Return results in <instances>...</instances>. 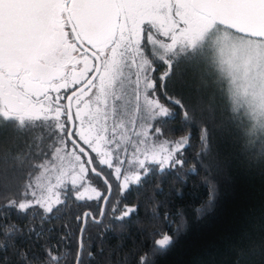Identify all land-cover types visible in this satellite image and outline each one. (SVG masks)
Wrapping results in <instances>:
<instances>
[{
    "label": "snow or ice",
    "instance_id": "1",
    "mask_svg": "<svg viewBox=\"0 0 264 264\" xmlns=\"http://www.w3.org/2000/svg\"><path fill=\"white\" fill-rule=\"evenodd\" d=\"M250 97L264 0H0V264H160L235 167L264 178ZM237 234L199 264H264Z\"/></svg>",
    "mask_w": 264,
    "mask_h": 264
},
{
    "label": "trees",
    "instance_id": "2",
    "mask_svg": "<svg viewBox=\"0 0 264 264\" xmlns=\"http://www.w3.org/2000/svg\"><path fill=\"white\" fill-rule=\"evenodd\" d=\"M248 132L255 134L264 120L254 118L248 111ZM233 149L227 147L221 156L222 161L236 159L232 155ZM179 187V185H177ZM264 178L257 169L248 171L245 167H235L231 173V180L221 191L220 205L215 216L206 221L192 223L188 231L183 234L175 247L160 264H199L207 260L208 254L220 250L223 252L232 246V239L239 240L240 234L230 238L237 230L242 229L252 233L264 226ZM115 244L116 241H110ZM131 244L129 243V248ZM128 248L124 250L126 253ZM124 253H120L122 256ZM119 258V256H118ZM227 259V256H222Z\"/></svg>",
    "mask_w": 264,
    "mask_h": 264
},
{
    "label": "rangeland",
    "instance_id": "3",
    "mask_svg": "<svg viewBox=\"0 0 264 264\" xmlns=\"http://www.w3.org/2000/svg\"><path fill=\"white\" fill-rule=\"evenodd\" d=\"M218 35L223 37L225 34L223 32H221ZM212 39H213V41H215L216 37H213ZM245 107H247L248 111L250 112V114H252V116L254 118L264 120V112L260 111L257 107L253 106V101H252L251 97L249 98V101L245 105Z\"/></svg>",
    "mask_w": 264,
    "mask_h": 264
}]
</instances>
